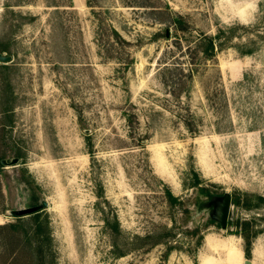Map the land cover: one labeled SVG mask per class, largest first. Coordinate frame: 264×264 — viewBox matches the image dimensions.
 Masks as SVG:
<instances>
[{"label": "rangeland", "instance_id": "rangeland-1", "mask_svg": "<svg viewBox=\"0 0 264 264\" xmlns=\"http://www.w3.org/2000/svg\"><path fill=\"white\" fill-rule=\"evenodd\" d=\"M0 161L58 264H264V0H0Z\"/></svg>", "mask_w": 264, "mask_h": 264}, {"label": "trees", "instance_id": "trees-1", "mask_svg": "<svg viewBox=\"0 0 264 264\" xmlns=\"http://www.w3.org/2000/svg\"><path fill=\"white\" fill-rule=\"evenodd\" d=\"M177 31H181V20L174 22ZM232 32L230 29L220 28L214 36H208L201 33L198 38L200 45L203 46V52L207 57H214L218 51L228 46V38L225 36ZM14 100V94L3 89L1 96V106L3 112L10 114L11 102ZM0 166L1 164L0 161ZM169 199L175 198L168 189ZM248 201L263 200L264 197L256 194L244 193ZM252 199V201H251ZM235 204H241V198L234 201ZM247 205H251L246 203ZM42 207L39 211L27 216L18 217L16 221L0 224V264H58V252L52 233L51 219ZM113 228L117 232H121L118 218H115ZM246 225V224H245ZM247 227H243V237L246 245L244 248L247 258L251 256V248L249 247L251 236L246 233ZM255 232L252 236H256Z\"/></svg>", "mask_w": 264, "mask_h": 264}, {"label": "water", "instance_id": "water-1", "mask_svg": "<svg viewBox=\"0 0 264 264\" xmlns=\"http://www.w3.org/2000/svg\"><path fill=\"white\" fill-rule=\"evenodd\" d=\"M169 35V34H168ZM8 60V59H6ZM15 160L14 162H16ZM231 203H232V197L230 194H225L222 199L218 202V207H217V219L220 222V225L223 228H226L228 225V218H229V212L231 208ZM42 208V206H33L25 209H19L13 212V214L17 217H25L29 216L37 211H39ZM246 264H251L252 261L249 259H246Z\"/></svg>", "mask_w": 264, "mask_h": 264}, {"label": "bare ground", "instance_id": "bare-ground-1", "mask_svg": "<svg viewBox=\"0 0 264 264\" xmlns=\"http://www.w3.org/2000/svg\"><path fill=\"white\" fill-rule=\"evenodd\" d=\"M230 256H231V262L232 264H242L243 262V257L241 255V252L238 250H232L230 252Z\"/></svg>", "mask_w": 264, "mask_h": 264}]
</instances>
